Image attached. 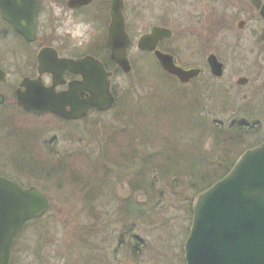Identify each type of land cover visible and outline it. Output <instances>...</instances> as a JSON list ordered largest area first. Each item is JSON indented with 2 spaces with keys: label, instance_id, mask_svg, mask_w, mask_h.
Returning a JSON list of instances; mask_svg holds the SVG:
<instances>
[{
  "label": "rangeland",
  "instance_id": "rangeland-1",
  "mask_svg": "<svg viewBox=\"0 0 264 264\" xmlns=\"http://www.w3.org/2000/svg\"><path fill=\"white\" fill-rule=\"evenodd\" d=\"M180 24L183 30H177V35H181L180 32H185V37L186 33L191 34L187 28L189 22ZM248 35L246 30L240 38L247 50L242 46L236 52H233L230 39L227 40L230 44L227 48L219 44H212L209 51L197 48L202 47L201 40L197 50L190 51L189 40L184 38L178 51L175 50L178 63L202 70L199 79L185 85L165 77L151 57L131 51L133 67L130 73L118 72L111 80L120 98V112L113 109L92 114L80 122H64L50 116L36 118L27 115L7 99L0 107V176L16 180L25 188L36 187L51 201L50 210L40 221L23 226L17 233L11 254L12 264H185L183 245L192 220L190 207L193 195L190 190L180 188L172 194L170 190L163 189V194L154 193L148 200L147 196L140 194V188L137 192L130 187L134 178L130 175V166L125 164L129 161L121 154L113 155L110 166L108 162L111 169L107 167L112 173L110 182H96L92 190L89 187L90 191L79 179L82 172L79 175L66 172L59 180L58 167L54 166L61 156L73 152L87 154L90 163L94 164L102 156L104 141L107 144L108 138L109 141L113 139L106 136L107 129L127 132V135H142L149 128L144 124L147 122L143 123L140 118L135 120L134 116L131 122L126 113L127 104L136 111L144 109L145 115H149L148 104L153 105L149 102L153 100L151 96H170L165 91L189 93L195 84V89H199L203 83L208 84L210 91L215 89V96L224 91L223 95H228L233 105L226 112L217 113L219 124H256L258 131L246 137L243 149L249 150L261 143L264 140V64L258 67L256 56L251 54L258 38L250 40ZM90 45L78 47L73 53L87 54ZM209 53L224 58V73L219 79L212 78L207 69L205 58ZM155 73L161 76L158 78ZM239 77L248 80L246 87L236 84ZM13 78V75L8 78L9 85L14 83ZM207 98L211 99V96ZM145 118L153 122L151 115ZM178 120L162 122L161 128L169 134L174 128L181 134H188L185 123ZM161 128L157 130L161 131ZM153 130L154 127L149 128V132ZM122 140L123 135L116 136L114 146L118 147ZM208 140H204L203 150H208ZM194 141L193 138L188 142ZM231 155L228 156L230 159L222 161L227 163L235 159L236 156ZM43 169L46 170L45 179L40 174ZM96 170L99 173L100 170ZM27 171L42 180L29 176ZM86 172L88 169L83 172L88 177ZM160 188L157 185L156 189ZM128 199L135 200L136 212L133 215L127 212Z\"/></svg>",
  "mask_w": 264,
  "mask_h": 264
},
{
  "label": "water",
  "instance_id": "water-1",
  "mask_svg": "<svg viewBox=\"0 0 264 264\" xmlns=\"http://www.w3.org/2000/svg\"><path fill=\"white\" fill-rule=\"evenodd\" d=\"M120 10L122 4L116 1L107 40L111 59L127 74L131 71L126 55L129 39ZM258 15L264 19V5ZM170 35L171 31L156 28L139 41V49L153 51L160 39ZM45 52L46 65L42 62ZM154 56L162 71L181 84L201 75L197 67L176 65L170 55L155 51ZM38 59L39 74H52L53 82L46 87L39 77L22 81L15 96L25 111L79 120L92 109L104 112L114 106L111 74L96 59L90 56L78 60L58 59L51 48L42 50ZM207 64L212 76L222 77L223 65L214 55L207 58ZM66 71L81 75L82 81L70 84L67 91L57 92L55 86L62 83ZM1 74L0 81H3ZM236 83L244 86L247 79L239 78ZM85 91L90 94L87 100L80 96ZM2 99L0 94V104ZM235 161L223 178L199 192L191 203L192 221L183 245L185 264H264V141ZM49 207V198L37 188H24L16 180L0 176V264H11L12 246L25 222L42 218Z\"/></svg>",
  "mask_w": 264,
  "mask_h": 264
},
{
  "label": "flooded vegetation",
  "instance_id": "flooded-vegetation-1",
  "mask_svg": "<svg viewBox=\"0 0 264 264\" xmlns=\"http://www.w3.org/2000/svg\"><path fill=\"white\" fill-rule=\"evenodd\" d=\"M116 1L122 4L120 11L124 32L129 39L126 55L132 67L131 51L151 58H155L154 52L159 51L173 57L176 65L181 66L175 57V52L178 51L184 38L189 40L188 50L190 51L197 50V48L209 51L212 44L227 48L230 45L228 39L233 41V52L239 51L242 46L244 50H247L245 43L240 39L246 30L250 40L258 38V43L254 45L256 48L251 50L252 56H256L258 67L264 64V19L258 15L264 5V0H77L76 2L58 0L67 10L94 23L96 31L90 42V50L84 55L73 53L77 52L78 47L68 45L67 38L63 45L54 46L53 41L58 37L55 35L54 18L50 15V9L47 8L50 0H0V10H3V14H0V72L4 78L0 81V94L4 97L2 105L7 99H11L14 107H19L15 93L24 79L35 80L39 77L45 86H51L52 74H39L38 72L40 65L38 56L46 47L52 48L58 59L78 60L90 56L100 61L105 71L111 74L110 92L117 99L118 95L114 94L111 80L119 71H109L105 64L108 60L111 61L107 32L110 21H112L113 4ZM45 10L49 12L47 28L51 29L46 34L44 33L45 26L40 21L41 13ZM182 21L190 24L187 28L191 34L186 33V37L185 32H180L181 35L176 33L177 30H183L180 24ZM156 28L169 30L171 35L160 39L153 51L140 50L139 41L151 35ZM217 38H219L217 41H212ZM201 40L202 47H197ZM51 54L52 52H49L48 57ZM212 54L224 69V58L214 53L207 55L206 64L207 58ZM42 62L46 65V52L42 57ZM11 75L15 81L9 85L8 78ZM62 80L61 84L55 86L57 92L67 91L70 84L81 82L82 76L66 71L62 75ZM7 92L11 94L8 96ZM80 96L83 100L90 98L89 92L86 91ZM95 113L99 114L95 110H90L82 120L74 122L83 121Z\"/></svg>",
  "mask_w": 264,
  "mask_h": 264
},
{
  "label": "trees",
  "instance_id": "trees-1",
  "mask_svg": "<svg viewBox=\"0 0 264 264\" xmlns=\"http://www.w3.org/2000/svg\"><path fill=\"white\" fill-rule=\"evenodd\" d=\"M105 64L109 71H119L114 62L108 60ZM155 75L157 77L161 76L156 73ZM164 76L172 80V78L166 75ZM196 87L197 85L195 84L189 93L182 91L172 94L165 91L164 93L170 96H151L150 99L153 98V100L149 102L154 107L148 104V109L151 113L149 115H145L144 109L136 111L135 108L129 107L130 104H127L128 111L126 113L128 114L127 117L129 116L131 119V122L134 121H132V116L135 117V120L140 118L143 123L144 121L150 123V125L144 123L146 128L154 127V130L149 132L148 128L142 135H131L130 133L129 135L131 136L129 137L127 132H118L112 128L110 130L107 129L106 136L112 137L113 139L109 141L108 138L107 144L104 141L100 159L92 164L89 161V156L84 153L79 154L73 152L67 156H61L54 166L58 167L56 169L58 170V179L61 180L64 178V174L69 171L73 174L82 172V178L80 177L79 179L85 185V189L90 191V189L92 190L94 188L96 182L103 183L104 180L110 182L112 173L109 170L111 169L109 166L111 161H113V155L116 157V155L121 154L124 159L127 158L129 161L125 164L130 166L129 172L131 177L134 178V180L130 181L131 183L129 182L132 190L137 191L140 188V194L145 197L147 196L148 200H150L152 198L150 195L154 193H159L158 195L163 194V189H168L173 194L177 189L184 188L185 190L191 191L193 195L191 199L192 203L195 195L207 189L228 173L235 162L234 160L244 151L246 137L254 134V131H258V128L255 126L256 124L248 125L236 122H232V124L227 126L219 124L217 113L226 112L227 108L233 106L230 103L229 96L223 95L224 91H221L220 96H215V89L210 91L207 83H203L199 89H195ZM114 94L117 95L116 91ZM208 95L211 96V99L207 98ZM206 102L208 103L206 104ZM115 105L114 110L120 112L121 102L118 96ZM123 109L124 107L122 106V113L124 111ZM150 115L153 122H148L147 118H145ZM52 117L55 116H51L50 118ZM173 119H179L178 121L185 123L188 134H181L179 130L174 128V131L170 135L161 128L162 122L165 123ZM159 127L161 131L157 130ZM118 135H123V140L119 142L118 147H115V138ZM193 138L195 139L194 142H188ZM207 139L210 142L209 148L208 150H203L204 140ZM229 155L236 157L230 160V162L224 163L222 160L230 159L228 157ZM68 158H71V160L68 161ZM85 169H88V172H86L88 177L83 174ZM96 169L100 170L99 173H97ZM26 173L29 176L32 175L28 171ZM40 174H42L41 176L44 179L46 178V170L43 169ZM33 178L42 180L39 177ZM157 185L161 187V191L156 189ZM89 187L91 188L89 189ZM127 201V212L131 215L135 214L136 209L133 205L135 200L132 199L130 201L128 199ZM40 220L26 222L24 226ZM13 252L14 245L12 254Z\"/></svg>",
  "mask_w": 264,
  "mask_h": 264
},
{
  "label": "clouds",
  "instance_id": "clouds-1",
  "mask_svg": "<svg viewBox=\"0 0 264 264\" xmlns=\"http://www.w3.org/2000/svg\"><path fill=\"white\" fill-rule=\"evenodd\" d=\"M50 15L54 18L55 35L58 37L53 41L54 46H61L67 38L68 43L73 47H85L88 45L96 31L94 23L83 16H77L72 11L67 10L63 3L58 0H50L48 6ZM3 14V10H0ZM41 24L44 27V33L50 32L47 28L49 23V12L45 10L40 16ZM31 259V257H28Z\"/></svg>",
  "mask_w": 264,
  "mask_h": 264
}]
</instances>
